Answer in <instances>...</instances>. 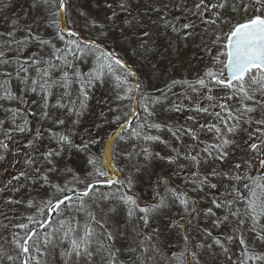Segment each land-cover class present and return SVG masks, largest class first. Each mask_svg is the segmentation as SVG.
Wrapping results in <instances>:
<instances>
[{"label":"snow or ice","instance_id":"6c2138e0","mask_svg":"<svg viewBox=\"0 0 264 264\" xmlns=\"http://www.w3.org/2000/svg\"><path fill=\"white\" fill-rule=\"evenodd\" d=\"M0 20V264H264V0H0Z\"/></svg>","mask_w":264,"mask_h":264},{"label":"rangeland","instance_id":"374dc122","mask_svg":"<svg viewBox=\"0 0 264 264\" xmlns=\"http://www.w3.org/2000/svg\"><path fill=\"white\" fill-rule=\"evenodd\" d=\"M193 65H195V61H193ZM173 74V73H170ZM177 77H179L180 75H188L189 72L186 68H180L176 73H174ZM152 83L155 84L157 87H163V85L157 81L155 78H153ZM106 95H108V92L105 88L101 87L99 88L96 93H95V97L94 99L90 102V107H91V114L87 115L85 120H84V124H90L94 119H96V114L101 110L102 105H100L99 103H97V101L102 100ZM169 116H174L175 120L180 121L181 123L183 122L184 116L186 115V113H176V114H167ZM31 119V117H29ZM115 129V126L111 127V128H107L105 131L107 133V135L103 136V139L101 141L100 144L94 146L93 151L95 152L96 156L98 157L101 166H103V162H102V151H103V147H104V143L106 138L109 136V134ZM165 138H167V134H165ZM120 141L117 138V140L114 142L113 147H112V152H111V157L115 166V169L118 171L120 168L123 167V164L119 158V156L116 154L118 149H119V145H120ZM157 150L161 151L162 155H166L168 154V150L164 148L163 145H159L157 147ZM12 157L9 156L8 160H11ZM0 164H3V167L0 168V176L3 177V180L6 182V180L9 178L8 173H14L16 171L15 168H12L9 166L8 163L6 162H0ZM5 169H7V171H4Z\"/></svg>","mask_w":264,"mask_h":264},{"label":"water","instance_id":"95a60500","mask_svg":"<svg viewBox=\"0 0 264 264\" xmlns=\"http://www.w3.org/2000/svg\"><path fill=\"white\" fill-rule=\"evenodd\" d=\"M114 130H115V129H114ZM114 130L109 134V136L106 138L105 143H104V147H103V151H102V162H103V164H104L109 158H111V160H112V157H111L112 148H111V150H108V144H107V141H108L109 139L112 138V135H113ZM117 138H118V137H117ZM112 146H113V144H112ZM113 170H116V169H115V166H114V163H113V160H112L111 167H110V169H107V171H109V174L111 175ZM116 171H117V170H116Z\"/></svg>","mask_w":264,"mask_h":264},{"label":"trees","instance_id":"16d2710c","mask_svg":"<svg viewBox=\"0 0 264 264\" xmlns=\"http://www.w3.org/2000/svg\"><path fill=\"white\" fill-rule=\"evenodd\" d=\"M15 10H18V6H17V9H15ZM5 15H8V13H5ZM2 23H3V20H0V24H2Z\"/></svg>","mask_w":264,"mask_h":264}]
</instances>
